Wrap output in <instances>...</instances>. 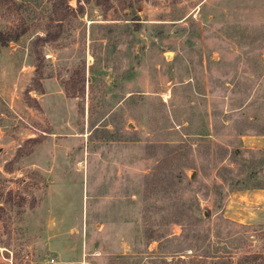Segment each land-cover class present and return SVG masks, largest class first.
<instances>
[{
    "label": "rangeland",
    "instance_id": "1",
    "mask_svg": "<svg viewBox=\"0 0 264 264\" xmlns=\"http://www.w3.org/2000/svg\"><path fill=\"white\" fill-rule=\"evenodd\" d=\"M52 1L0 6V264H264V0Z\"/></svg>",
    "mask_w": 264,
    "mask_h": 264
},
{
    "label": "trees",
    "instance_id": "2",
    "mask_svg": "<svg viewBox=\"0 0 264 264\" xmlns=\"http://www.w3.org/2000/svg\"><path fill=\"white\" fill-rule=\"evenodd\" d=\"M73 1L75 4L74 10L68 6V2ZM90 0H53L51 14L48 17V22L44 26V34L41 37H36L34 43L40 47L46 43H51L56 40L58 31H55L53 27H59L61 22L65 20L69 13L79 15L82 13V5L88 3ZM96 4H99L100 0H93ZM121 2L120 0L118 3ZM0 6H3L10 14L16 10L15 0H0ZM26 28H23L21 24L14 26L6 31H0V47H5L9 42L17 41L25 32ZM37 72V68L35 69ZM73 81L69 80L65 82L63 86V92L65 97L73 98L77 95H82L83 92V74H81L73 84ZM37 83V82H36ZM41 86L37 84V89L40 91ZM37 105V104H36Z\"/></svg>",
    "mask_w": 264,
    "mask_h": 264
},
{
    "label": "crops",
    "instance_id": "3",
    "mask_svg": "<svg viewBox=\"0 0 264 264\" xmlns=\"http://www.w3.org/2000/svg\"><path fill=\"white\" fill-rule=\"evenodd\" d=\"M110 225L115 226V223L109 222L107 225L98 223L95 225V230L90 234L88 240V251H85L84 254H81L80 258L76 260L69 259L71 253L69 250H67V247L62 248L61 250L60 247L56 246V243L50 245V242L49 244L47 242H44L43 247L45 249H48L49 253L53 255V259L51 260L54 261V264H81V261H83L84 264H95L94 262H97L96 264H111L112 259H105L108 256L116 257L114 253H111V250L115 247V236L113 235V232H115V230L110 235H105L104 233H102V230L105 228L107 229V227H110ZM103 234L105 235L104 239L102 237ZM99 240L101 241V243H99ZM82 255L84 260H82L81 258ZM114 260H117V258H115Z\"/></svg>",
    "mask_w": 264,
    "mask_h": 264
},
{
    "label": "built area",
    "instance_id": "4",
    "mask_svg": "<svg viewBox=\"0 0 264 264\" xmlns=\"http://www.w3.org/2000/svg\"><path fill=\"white\" fill-rule=\"evenodd\" d=\"M49 262H50V263H52V262H53V260H51V259H50V260H49Z\"/></svg>",
    "mask_w": 264,
    "mask_h": 264
}]
</instances>
